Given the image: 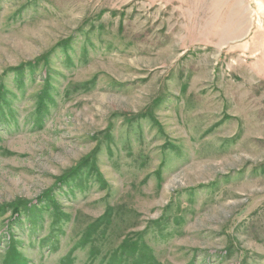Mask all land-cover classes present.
I'll use <instances>...</instances> for the list:
<instances>
[{
	"label": "rangeland",
	"instance_id": "374dc122",
	"mask_svg": "<svg viewBox=\"0 0 264 264\" xmlns=\"http://www.w3.org/2000/svg\"><path fill=\"white\" fill-rule=\"evenodd\" d=\"M0 264H264V0H0Z\"/></svg>",
	"mask_w": 264,
	"mask_h": 264
}]
</instances>
